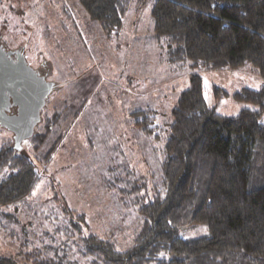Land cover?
<instances>
[{
  "label": "rangeland",
  "instance_id": "374dc122",
  "mask_svg": "<svg viewBox=\"0 0 264 264\" xmlns=\"http://www.w3.org/2000/svg\"><path fill=\"white\" fill-rule=\"evenodd\" d=\"M154 3L131 0L119 30L107 33L79 0H0V43L23 51L56 85L36 129L48 128L46 143L38 147L29 138L20 150L34 162L38 179L22 200L0 207V256L36 264L39 252L70 264L81 260L77 245L89 234L131 247L143 221L137 208L152 199L160 180L171 112L191 74L201 76L205 101L218 114L258 109L234 97L243 88L263 87L251 63L200 70L169 60L168 46L154 31ZM145 109L151 122L140 113ZM10 142L12 133L0 125V147ZM111 177L117 186L132 184L130 203L109 186ZM204 229L180 235L195 238Z\"/></svg>",
  "mask_w": 264,
  "mask_h": 264
},
{
  "label": "trees",
  "instance_id": "16d2710c",
  "mask_svg": "<svg viewBox=\"0 0 264 264\" xmlns=\"http://www.w3.org/2000/svg\"><path fill=\"white\" fill-rule=\"evenodd\" d=\"M79 2L111 33L121 27L131 0ZM152 16L170 61L187 60L200 70L251 63L264 80V0H155ZM234 97L258 109L220 115L205 101L201 76L190 75L171 112L160 180L152 199L137 208L143 221L133 245L121 249L110 237L83 235L76 249L81 260L70 264H264V85L243 88ZM140 113L152 121L150 109ZM37 128L30 140L40 147L48 128ZM12 144L0 147V207L22 200L38 179L30 156ZM111 178L109 186L130 203L132 184L117 186ZM199 225L206 234L180 235ZM31 255H39L36 264H67ZM0 264L15 262L0 256Z\"/></svg>",
  "mask_w": 264,
  "mask_h": 264
},
{
  "label": "water",
  "instance_id": "95a60500",
  "mask_svg": "<svg viewBox=\"0 0 264 264\" xmlns=\"http://www.w3.org/2000/svg\"><path fill=\"white\" fill-rule=\"evenodd\" d=\"M53 89L55 83L38 76L23 51H5L0 45V125L12 133L16 151L33 135ZM10 107H16V113L10 114Z\"/></svg>",
  "mask_w": 264,
  "mask_h": 264
},
{
  "label": "flooded vegetation",
  "instance_id": "af4514ba",
  "mask_svg": "<svg viewBox=\"0 0 264 264\" xmlns=\"http://www.w3.org/2000/svg\"><path fill=\"white\" fill-rule=\"evenodd\" d=\"M0 45H2V48L7 51V50H19V49H10V48H6L2 43H0ZM14 56V55H13ZM29 64V63H28ZM30 65V64H29ZM31 66V65H30ZM32 67V66H31ZM33 69H35L37 71V75L40 76V77H44L45 80H47V75H48V72H41L38 68H35V67H32ZM55 88H56V85H55ZM9 113L10 114H14L16 113V107H10L9 109Z\"/></svg>",
  "mask_w": 264,
  "mask_h": 264
},
{
  "label": "snow or ice",
  "instance_id": "6c2138e0",
  "mask_svg": "<svg viewBox=\"0 0 264 264\" xmlns=\"http://www.w3.org/2000/svg\"><path fill=\"white\" fill-rule=\"evenodd\" d=\"M204 230H206V229H204Z\"/></svg>",
  "mask_w": 264,
  "mask_h": 264
}]
</instances>
